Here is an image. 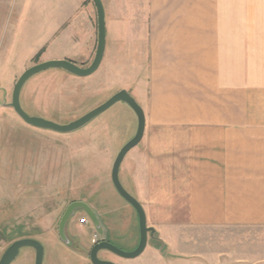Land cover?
Returning a JSON list of instances; mask_svg holds the SVG:
<instances>
[{
  "label": "crops",
  "instance_id": "1",
  "mask_svg": "<svg viewBox=\"0 0 264 264\" xmlns=\"http://www.w3.org/2000/svg\"><path fill=\"white\" fill-rule=\"evenodd\" d=\"M16 6L0 0V34ZM104 9V54L120 37L126 89L143 93V135L121 171L155 230L149 241L182 254L220 228L264 227V0H104ZM91 21L87 53L74 61L82 67L97 44ZM138 240L134 229L125 244ZM254 248L264 261V240Z\"/></svg>",
  "mask_w": 264,
  "mask_h": 264
},
{
  "label": "rangeland",
  "instance_id": "2",
  "mask_svg": "<svg viewBox=\"0 0 264 264\" xmlns=\"http://www.w3.org/2000/svg\"><path fill=\"white\" fill-rule=\"evenodd\" d=\"M86 1L27 0L24 4L17 0L14 25L0 34V60L5 61L0 64V256L12 241L28 237L43 245L42 264H92L89 249L94 226L79 224L85 213L77 210L67 222L69 242L57 232L65 207L77 200L99 210L101 226L95 231L113 245L130 250L125 243L134 229L139 236L136 211L110 177L117 153L136 132L137 117L131 107L117 101L81 127L57 132L27 124L8 105L13 83L28 67L51 59L74 62L85 56L91 19H97L93 1L88 0L90 6ZM105 26L106 48L110 37ZM114 28L118 33L120 24ZM119 38L112 53L105 56L103 52L100 65L89 75L51 67L30 76L19 95L22 109L65 124L126 89L132 74L121 64ZM126 90L140 105V89ZM118 177L123 186L121 164ZM199 239L201 249L185 248L182 254L157 249L148 238L144 251L134 258L107 250L98 251V256L116 264H264L260 252H250L263 243L264 227H224ZM200 250L209 257L190 254ZM34 255L31 246H23L10 264H34Z\"/></svg>",
  "mask_w": 264,
  "mask_h": 264
},
{
  "label": "water",
  "instance_id": "3",
  "mask_svg": "<svg viewBox=\"0 0 264 264\" xmlns=\"http://www.w3.org/2000/svg\"><path fill=\"white\" fill-rule=\"evenodd\" d=\"M97 13V44L94 53V57L91 63L86 66L82 67L75 62L68 60V59H51L43 62L36 63L27 69H25L13 83L12 92H11V101L8 105L14 110V112L27 124L34 126V127H41L46 129H51L57 132H69L75 130L82 125L86 124L90 121L93 117L101 113L102 111L106 110L109 106L117 101L125 102L131 109L134 111L137 117V128L136 132L132 138H130L119 150L117 153L111 167L110 177L111 182L116 189V191L127 201L129 202L136 211L137 218H138V227H139V240L137 246L132 250H122L119 247L113 245L109 241L102 239L94 243L90 250H89V259L92 264H116L115 262L107 259H102L98 256V251L100 250H107L112 252L118 256L124 258H134L140 255L146 245L148 238H157L154 234L155 230L153 227L148 226L146 223V216L144 209L140 202L133 197L121 184L118 172L119 167L122 162L124 155L135 145H137L142 138L143 131H144V112L142 107L135 101L129 91L126 89H120L111 95L106 101L99 104L95 108L89 110L85 114L81 115L80 117L65 123V124H58L51 120L29 115L27 114L21 107L19 102V95L21 88L24 82L33 74L47 69L51 67H59L63 68L77 76H86L94 72L97 67L99 66L101 59L103 57L104 52V45H105V18H104V8L102 5L101 0H92ZM77 208H83L90 219L93 221L96 228L100 227L98 218L96 214L92 211V209L88 206L87 203L84 201H72L67 205L65 210L63 211L60 220L58 222V234L59 236L66 242H69L66 234H65V225L67 220L70 216L74 214V210ZM23 246H31L34 251V264H42L43 260V253L44 248L43 245L34 238H19L12 241L3 253L0 256V264H10L18 255L19 249Z\"/></svg>",
  "mask_w": 264,
  "mask_h": 264
},
{
  "label": "flooded vegetation",
  "instance_id": "4",
  "mask_svg": "<svg viewBox=\"0 0 264 264\" xmlns=\"http://www.w3.org/2000/svg\"><path fill=\"white\" fill-rule=\"evenodd\" d=\"M72 202V201H71ZM70 202V203H71ZM85 202V201H84ZM85 203H87V202H85ZM69 204V203H68ZM67 204V205H68ZM88 204V206L92 209V211L96 214V211H95V209L89 204V203H87ZM67 207V206H66ZM65 207V208H66ZM77 210H80V211H82L83 213H85V216L87 217V223L88 224H90V225H92L93 224V226H95L94 225V223H93V221L90 219V217L87 215V213H86V211L83 209V208H77V209H75L74 210V214L72 215V216H70L69 218H68V220H67V222L69 221V220H72L73 218H75V212L77 211ZM97 216V215H96ZM74 223H75V220H74ZM73 223V224H74ZM67 224V223H66ZM100 224V223H99ZM65 227H66V225H65ZM57 232H58V227H57ZM98 235V234H97ZM68 237V236H67ZM99 240H102L101 238H100V236L98 235V237H97V239L96 240H94L93 239V236L90 238V243H91V246L94 244V243H96L97 241H99ZM91 248V247H90ZM90 250V249H89Z\"/></svg>",
  "mask_w": 264,
  "mask_h": 264
},
{
  "label": "built area",
  "instance_id": "5",
  "mask_svg": "<svg viewBox=\"0 0 264 264\" xmlns=\"http://www.w3.org/2000/svg\"><path fill=\"white\" fill-rule=\"evenodd\" d=\"M86 222H87V217H86V216H84L83 218H80V219H79V223H80V224H83V223H86ZM92 236H93V239H94V240H96L97 237H98V235H97L96 232H94Z\"/></svg>",
  "mask_w": 264,
  "mask_h": 264
}]
</instances>
